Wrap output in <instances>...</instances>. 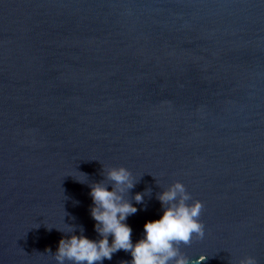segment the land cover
Wrapping results in <instances>:
<instances>
[{"label": "water", "instance_id": "95a60500", "mask_svg": "<svg viewBox=\"0 0 264 264\" xmlns=\"http://www.w3.org/2000/svg\"><path fill=\"white\" fill-rule=\"evenodd\" d=\"M118 167L133 244L179 182L189 264H264V0H0V264L98 240L89 185Z\"/></svg>", "mask_w": 264, "mask_h": 264}, {"label": "clouds", "instance_id": "9594fccd", "mask_svg": "<svg viewBox=\"0 0 264 264\" xmlns=\"http://www.w3.org/2000/svg\"><path fill=\"white\" fill-rule=\"evenodd\" d=\"M103 176V181L89 185L92 199L90 216L95 222L94 231L99 239L94 241L83 235H74V230L70 228L69 237L58 242L53 257L57 264H65L66 261L69 264H101L104 260H111L113 254L121 250L131 256L130 262L122 264H189L187 257L179 251V246L190 244L194 235L198 239L203 238L204 226L199 222L203 204L193 201L189 205L187 201L191 196L185 187L179 182L173 183L156 197L163 209L162 216L146 222L143 225V238L133 244L132 229L126 220L138 209L125 198V193L134 187L131 173L118 167L109 168ZM105 180L110 183L106 185ZM109 185L111 191L108 190ZM146 194L137 193L132 200L142 204ZM206 259L200 256L195 264H204ZM239 264L257 262L253 257H245Z\"/></svg>", "mask_w": 264, "mask_h": 264}]
</instances>
